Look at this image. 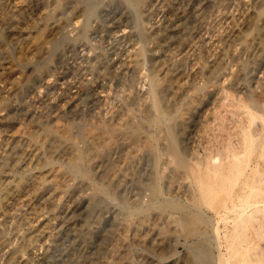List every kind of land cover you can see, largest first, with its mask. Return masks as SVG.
<instances>
[{"label": "rangeland", "instance_id": "1", "mask_svg": "<svg viewBox=\"0 0 264 264\" xmlns=\"http://www.w3.org/2000/svg\"><path fill=\"white\" fill-rule=\"evenodd\" d=\"M26 1L0 0V264H264V0Z\"/></svg>", "mask_w": 264, "mask_h": 264}, {"label": "bare ground", "instance_id": "2", "mask_svg": "<svg viewBox=\"0 0 264 264\" xmlns=\"http://www.w3.org/2000/svg\"><path fill=\"white\" fill-rule=\"evenodd\" d=\"M26 1V0H25ZM30 1V0H29ZM26 2H28V0L26 1ZM40 2V1H39ZM44 2H46V1H44ZM40 4V3H39ZM28 5V4H27ZM29 7V6H28ZM27 7V8H28ZM39 7V6H38ZM12 34V33H11ZM259 129V128H258ZM264 133V131H262V130H257L256 131V134H263ZM254 135V134H253ZM252 135V136H253ZM262 136V135H261ZM262 137H264V136H262ZM244 138H245V140H246V137L244 136ZM248 138V137H247ZM261 139V138H260ZM262 140H263V138H262ZM263 142V141H262ZM263 144V143H262ZM252 149V142H247V141H244V143L243 144H241V145H236V146H233L232 148H231V150H229V152H228V156H230V160L228 161V164H227V166H226V175H228L229 177H230V180H232L233 182H234V180H233V178L235 177V175H236V173H238V172H242V174L241 175H243V179H244V183H246V181H247V179L249 178V172H251V171H254L256 168H257V165H251L248 169H247V167H248V164H240L242 161H243V158L242 157H244V156H246L247 154H249V152H250V150ZM260 149H261V154L264 156V145H260ZM258 150V149H257ZM259 151V150H258ZM258 153V152H257ZM257 153H255V154H257ZM259 154V153H258ZM257 157V156H256ZM215 158V157H214ZM258 159V158H257ZM253 160V159H252ZM253 162V161H252ZM261 164V163H260ZM263 167H264V165H262ZM262 167V168H263ZM223 168V169H224ZM215 169V168H214ZM217 170V169H216ZM213 172V171H212ZM220 172V171H219ZM260 173H261V170H260ZM220 177H221V175H220ZM223 177V176H222ZM263 177V176H262ZM258 179H260V178H258ZM264 179V178H263ZM257 180V179H256ZM261 180V179H260ZM231 181V182H232ZM259 181V180H258ZM251 184V183H250ZM250 187V186H249ZM248 186H247V188H249ZM240 188V187H239ZM244 188V187H243ZM241 189V190H239V192H238V196L240 197V195L242 196L243 194L245 195L247 192V190H244V189ZM243 195V196H244ZM235 196V195H234ZM232 198V197H231ZM234 200V199H233ZM232 201V200H231ZM259 202V201H258ZM231 203V202H230ZM237 203H238V206H237ZM232 204V203H231ZM230 204V206L227 208V210H229V209H231V210H233V207H237L236 208V211H235V215H234V217H235V221H236V224H235V226H234V234L232 233V235H230V237L228 238V241H229V247H233V245H234V243H235V241H236V239H238L239 237H240V232L243 230V227H244V220H243V217H245V219H247L248 217H250L251 215L250 214H248V212H247V210H248V208L246 209V206L248 205V203L246 204V203H244V202H242V201H238V202H235V203H233L232 205ZM250 204V203H249ZM254 204V203H253ZM253 204H251V205H253ZM260 204L264 207V197L261 199V201H260ZM256 205V204H255ZM250 206V205H249ZM248 206V207H249ZM238 207H240L242 210H238L239 208ZM225 211H226V209H225ZM262 211H264V210H259V211H257V212H262ZM221 214V213H220ZM224 214V213H223ZM231 217H233V216H231ZM255 217H257V216H254V218ZM219 218L220 219H222V216L220 215L219 216ZM224 219V218H223ZM232 219V218H231ZM233 220V221H234ZM264 220V219H263ZM220 221V220H219ZM218 219H217V222H216V224L214 225L213 224V226H214V233L217 235V237L219 236L218 235V229H217V225H218ZM225 221V220H224ZM232 221V220H231ZM234 221V222H235ZM212 228V227H211ZM263 229V228H262ZM230 232V231H229ZM228 232V233H229ZM254 234H259L260 235V231H259V229L257 230V229H255L254 230ZM263 232V231H262ZM216 238V237H215ZM243 239V238H242ZM217 240V239H216ZM246 240V239H245ZM242 241H244V240H242ZM216 242V241H215ZM241 245V244H240ZM219 246H221V245H219ZM242 247V246H241ZM219 249L217 248V252L219 253V254H217V262H216V264H231V262L229 261V259H228V257L226 256V255H224L223 253H221V252H219L218 251ZM260 257H262V256H260ZM259 257V258H260ZM252 261H250V262H248L247 260H242L241 262H242V264H253V262L254 261H256V260H253V259H251ZM260 262L259 261H256L255 262V264H259Z\"/></svg>", "mask_w": 264, "mask_h": 264}]
</instances>
